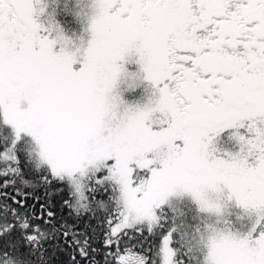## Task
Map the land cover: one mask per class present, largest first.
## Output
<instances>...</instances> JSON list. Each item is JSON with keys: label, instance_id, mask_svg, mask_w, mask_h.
<instances>
[{"label": "snow or ice", "instance_id": "6c2138e0", "mask_svg": "<svg viewBox=\"0 0 264 264\" xmlns=\"http://www.w3.org/2000/svg\"><path fill=\"white\" fill-rule=\"evenodd\" d=\"M0 264H264V0H0Z\"/></svg>", "mask_w": 264, "mask_h": 264}]
</instances>
